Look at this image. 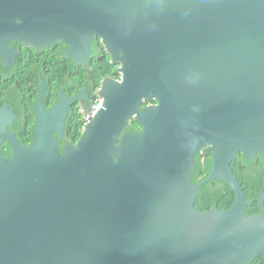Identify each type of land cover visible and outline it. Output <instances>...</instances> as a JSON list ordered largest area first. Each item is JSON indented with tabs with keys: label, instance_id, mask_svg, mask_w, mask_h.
<instances>
[{
	"label": "water",
	"instance_id": "1",
	"mask_svg": "<svg viewBox=\"0 0 264 264\" xmlns=\"http://www.w3.org/2000/svg\"><path fill=\"white\" fill-rule=\"evenodd\" d=\"M95 38L122 77L102 83L76 147L60 150L70 100L47 111L44 83L29 146L0 108V264L264 259V191L248 201L231 167L239 152L264 156V0H0L4 62L18 40L62 42L83 63ZM132 120L142 132L121 137ZM204 147L213 168L195 185ZM214 181L235 200L202 212L199 191ZM254 203L261 213L247 216Z\"/></svg>",
	"mask_w": 264,
	"mask_h": 264
},
{
	"label": "flooded vegetation",
	"instance_id": "2",
	"mask_svg": "<svg viewBox=\"0 0 264 264\" xmlns=\"http://www.w3.org/2000/svg\"><path fill=\"white\" fill-rule=\"evenodd\" d=\"M9 47L10 51H14L13 58H8L7 62H4L0 57V108L8 107L13 110L18 117L16 121L19 120L18 112L25 119L29 118L27 113L32 111V118L35 121L34 108L41 97L42 83H44L46 87L44 105L47 111H51L59 103L62 94L70 100L64 124L63 139L59 141V148L64 151L67 146L76 147L81 137L77 141L70 140L68 137L74 134L71 128L79 127V123L82 121L80 130L82 136L86 127L84 114L88 113L96 98H98L102 83L107 79L121 80L122 75L118 72L119 65L113 64L111 55L99 38H95L91 42L89 55L83 63L79 64L67 54L69 48L62 42H57L50 48L37 49L15 40L9 44ZM109 64L116 68L119 77H105L100 81L99 88L95 89L93 72L105 67L109 69L110 67H107ZM156 105L157 103L152 101L151 103L147 102L146 106ZM70 121H73V123H70ZM10 131L17 137L18 132L11 130V127ZM141 132L140 126L137 132L126 129L122 132L121 137L128 133L140 134ZM55 135L58 136V134ZM213 161L211 147H204L195 155V168L192 171L193 184L199 185L209 176L213 168ZM231 167L235 175L238 172V175H236L238 179L243 176L244 179L248 177V179L255 180L259 178L262 180L260 192L256 197L258 198L264 191V156L258 153L253 158L248 159L244 152H239L236 159L232 161ZM239 181L242 183L246 197L247 193H254L249 185H245V180L239 179ZM205 187L207 188L204 194L207 195L223 189V195L227 197V190L232 191L228 185L219 181L210 182ZM204 188L199 191V195ZM253 188H256L255 182ZM213 207L218 208L217 203ZM228 209L230 207L222 210ZM258 210L257 214H260L259 206ZM262 264L264 263L262 262Z\"/></svg>",
	"mask_w": 264,
	"mask_h": 264
},
{
	"label": "trees",
	"instance_id": "3",
	"mask_svg": "<svg viewBox=\"0 0 264 264\" xmlns=\"http://www.w3.org/2000/svg\"><path fill=\"white\" fill-rule=\"evenodd\" d=\"M110 67L109 69L102 68L99 71H94V82H95V89L99 88L100 86V81L104 79L105 77H119L118 74L116 73V68L114 66H110V64L107 66ZM97 99V98H96ZM147 105V102L144 103V107ZM32 111L27 113V116L29 118H22V114L18 112L19 120L14 123V125L11 127V130H14L18 132L17 139L20 141L22 145L29 146L32 143V140L34 138V127H35V121L34 118H32ZM80 119V118H79ZM72 120H74L72 118ZM70 123H73V121H70ZM81 127H82V121L79 123V127H72L71 131H73L74 134H71L68 138L73 141H77L81 137ZM139 129V124L136 121H132L130 126H128L127 130L131 132H137ZM7 143V142H6ZM62 152L63 149H61ZM2 155L5 158H11L12 157V149L11 146L7 144H3L2 146ZM236 175H238V172H236ZM244 179L243 176H240L239 179H243L246 181L245 185H249L251 189L253 190L254 193H247V200L250 201L252 199H255L261 189L262 186V180L259 178H256L253 180L252 178L245 177ZM254 182L256 183V188H253ZM207 187H205L201 192L200 195L198 196L197 202L195 204L196 208H198L202 212H206L208 210H211L213 205L217 203L218 209H227L231 207L232 203L235 200V194L228 189V196L225 197L223 195V189H219L215 191L211 195L204 194V191L206 190ZM259 212L258 210V204L254 203L252 206L248 207L246 210V215L251 216L254 214H257ZM264 263V260L262 258L256 259L252 264H262Z\"/></svg>",
	"mask_w": 264,
	"mask_h": 264
}]
</instances>
